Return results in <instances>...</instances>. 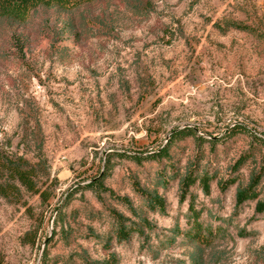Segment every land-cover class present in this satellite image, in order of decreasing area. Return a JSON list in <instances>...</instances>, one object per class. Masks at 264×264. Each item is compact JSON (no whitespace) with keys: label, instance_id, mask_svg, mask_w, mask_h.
Segmentation results:
<instances>
[{"label":"rangeland","instance_id":"1","mask_svg":"<svg viewBox=\"0 0 264 264\" xmlns=\"http://www.w3.org/2000/svg\"><path fill=\"white\" fill-rule=\"evenodd\" d=\"M0 148L42 154L50 195L0 194L3 264H264V0H64L1 16ZM191 171L210 192L197 181L181 201ZM255 176L257 197L237 207ZM117 197L150 221L143 236L117 240L112 211L139 219ZM190 203L205 240L186 234Z\"/></svg>","mask_w":264,"mask_h":264},{"label":"trees","instance_id":"2","mask_svg":"<svg viewBox=\"0 0 264 264\" xmlns=\"http://www.w3.org/2000/svg\"><path fill=\"white\" fill-rule=\"evenodd\" d=\"M61 2L64 0H0V17L1 16H13V17H23L25 16L32 7L43 2ZM182 130L174 131L172 133L173 137L181 134ZM41 151V150H39ZM166 151L161 149L156 156L165 154ZM155 156V155H154ZM139 159L140 157L134 156ZM47 160L42 155H37L35 162L30 161L22 155L13 156L5 153L0 148V194L6 198H13L20 194V187H24L28 191L39 192L41 196L45 199H49L50 195H46L48 192L42 190L39 187L40 180L43 176V168L46 166ZM199 181L202 185L203 190L208 194L210 192V177L207 174L198 176L193 171L187 173L180 180L181 189V201H183L189 192V188ZM230 183L232 181H229ZM259 182V176H255L251 179L250 183L245 188H240L237 191V207L241 206L246 200L254 199L257 197L258 193L256 191L257 184ZM134 187L146 200V206L152 211H158L160 213H165L166 203L165 199L161 197L158 193H150L140 187L137 181H134ZM223 190L228 186L227 183L222 184ZM87 187L94 188L96 191L107 190L114 195L112 191L106 189L103 185L102 180L94 179L87 184ZM50 194V193H49ZM119 200L126 202V204L133 211V214L137 218V221L124 216L121 213L112 211L114 222H115V235L118 241H127L135 233L143 236L145 233V227L151 229L152 225L146 217H139L135 209L132 207L131 202L126 197H117ZM189 210L192 213L193 219H189L191 223V229H189L186 234L193 240H205L207 237L202 235V224L199 221L200 213L195 209L194 203H190ZM256 211L264 213V201H258L256 204ZM212 232V231H211ZM209 232L208 236L212 235ZM210 234V235H209ZM116 258L106 260L105 262H95V264H117ZM0 264L3 261L0 260Z\"/></svg>","mask_w":264,"mask_h":264}]
</instances>
